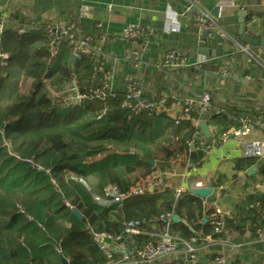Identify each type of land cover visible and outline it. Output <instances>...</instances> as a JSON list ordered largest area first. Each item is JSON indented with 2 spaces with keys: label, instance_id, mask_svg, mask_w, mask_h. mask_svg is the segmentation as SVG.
<instances>
[{
  "label": "crops",
  "instance_id": "0c3cea01",
  "mask_svg": "<svg viewBox=\"0 0 264 264\" xmlns=\"http://www.w3.org/2000/svg\"><path fill=\"white\" fill-rule=\"evenodd\" d=\"M228 1L0 0V21L7 26L14 12L22 15L26 22L55 23L63 17L76 21L82 33L94 41L98 56L105 61L107 74H100L98 81L106 79L114 90L127 89V83L135 80L145 97L162 94L163 97L175 98L174 101L192 97L194 105H197V95L209 93L210 105L199 111L200 117H197L198 122L206 121L209 133L205 136L200 129L201 135L209 141L201 164L187 173L182 164L174 162V155L169 159L159 148L163 144L170 146L177 130L174 123L177 108L173 101L170 107L165 108L167 115L156 119L150 129L151 134L157 137L155 142L146 146L148 155L151 156L156 149L162 155L159 159L158 155L156 159L151 158L154 162L150 164V170L135 182L153 177L155 186L151 192L155 189L162 193L161 200H165L177 197L180 189L188 191L186 188L193 186L197 179L202 180L203 185L212 188L205 198L207 208H219L227 220L222 234L227 245L211 247L210 252L223 251L230 264H251L264 256V236L256 235V229L264 226V202L256 198L264 197L255 195L257 192L264 195V174L258 168L264 159L256 158L248 167L237 170L235 165L243 155L236 148L235 140L217 144V134L224 126L218 125L210 117V112L225 106L226 111L229 107H236L235 117H229L232 120L230 125L236 123L241 115L251 117L254 123L261 120L256 112L261 111L260 107L264 105V70L256 73L258 48L239 39L237 12L240 9L247 11L244 20L246 33L264 36V0H231L232 4ZM189 4L190 10L184 12ZM202 14L214 21L212 29H201L195 24V17ZM129 23H138L143 28L137 41L122 36L123 26ZM168 49L185 54L190 65L159 69L156 64ZM141 51L144 52L140 55ZM223 65L228 66V73L218 72ZM234 76L246 81L235 80ZM167 78L169 82H165ZM163 81L165 89L159 91ZM252 109L255 112L250 113ZM253 128L245 138L264 143V130L256 124ZM175 145L172 143V147ZM221 155L225 157L222 160ZM122 178V182L129 183L128 187L135 183L134 177L129 180L123 174ZM86 179L93 185L94 176H86ZM100 186L94 185L93 196L100 195ZM256 202L258 206L248 208L249 204ZM228 221H231L230 226L226 225ZM28 232L25 227L24 235L29 241L34 240Z\"/></svg>",
  "mask_w": 264,
  "mask_h": 264
},
{
  "label": "trees",
  "instance_id": "16d2710c",
  "mask_svg": "<svg viewBox=\"0 0 264 264\" xmlns=\"http://www.w3.org/2000/svg\"><path fill=\"white\" fill-rule=\"evenodd\" d=\"M12 19L16 22L13 23ZM9 22L7 26L3 25V31L0 34V54L7 55L5 58L0 56V191L14 193L27 190L30 193L39 183L48 182L50 177V183L54 185L52 179L57 180L52 176L53 173L59 178H63L69 173L86 177L92 175L94 171L97 172L98 177L100 176L101 181L105 179L107 184L116 185L120 191L127 190L129 183L122 182V176L125 171L133 172L135 170L133 167L121 166L123 168L120 172L117 168L118 164L114 163V166H102L95 169L96 162H101L104 158L109 157V153H120L119 148L121 147L128 149L127 154L134 155V147L144 150L149 143L153 144L157 137L151 134L150 129L156 119L167 115L166 109L158 114L150 110H143L136 115L129 116V112L121 107L126 89L114 90L113 95H109L105 100H88L76 106L64 105L57 97V93L68 86L72 73L78 75L81 89L86 86H97L103 81H98L100 74L104 76L107 72L106 64L104 63L102 72L94 69L93 58L98 61L102 59L95 51L92 54L72 59L70 63L67 56L63 54L46 68L43 61L47 42L43 35L44 32L27 30L18 33L19 27L26 20L17 12L12 14ZM91 45L95 48L94 41H91ZM91 55L93 56L91 57ZM25 80H32L34 83L31 91L27 94L21 90V83ZM168 80L167 78L165 82H169ZM165 82H161L160 86L162 87L159 88V91L165 89ZM145 98L155 103L163 99L165 108L170 107L175 99L163 97L162 94H149ZM104 108L107 109L106 114L100 119H95L93 115ZM199 108L198 104L194 105L191 110L192 117H200ZM226 108L225 106L223 113H215L214 109L210 112V117L218 125L224 126L223 129L230 125L232 120L229 117H235L237 112L236 107H229L227 111ZM260 109L262 110L257 111L256 116L264 119V105ZM251 112H255L254 109L250 110ZM176 125L177 130L171 140L176 145L172 147V143H170V146L165 144L159 146L163 155L169 159L184 150L185 140L192 136L194 130H200L190 120H183ZM89 140L100 142L94 147H87L85 142ZM106 145H111L119 151L108 152L103 157L94 159L98 154H103ZM46 147L47 151L53 153V163L44 166L45 168L42 170L32 167L22 159L34 157L41 159L46 152ZM10 152L19 155L21 159H17ZM193 158L201 160V152L193 155ZM255 160L256 157L239 158L235 168L243 170ZM146 165L149 169L142 175H146L150 170V163L147 159L145 160ZM258 168L264 174V163ZM46 169H50V172L47 173ZM41 172L46 175L43 173L44 175L40 176ZM68 189L69 192L73 190L75 193L74 198L77 201L75 210L80 214L78 216L74 210L68 208L71 217L70 214L66 216L70 226L66 230L62 242L68 264L104 262L106 255L95 244L93 232L105 230L119 234L122 232V221L129 218L155 217L160 211L174 209L182 219L173 223L172 229L175 232L183 236L189 235L192 231L189 230L188 224L193 225L194 229L192 230H201L203 234L210 231L211 223L208 220L203 222V215L205 214L208 218L213 210L204 211L202 199L189 191L180 193L178 197L171 196L161 200L162 193L154 189V191H146L142 195L130 196L124 199L120 205L118 203L107 206L99 204L105 209L94 210L85 204L76 187L68 185ZM256 199L264 202L263 198ZM49 202L46 200L47 205ZM62 206L65 207V205ZM82 207L83 211H81ZM15 210L16 213L7 223V227L17 215L28 214L32 220L28 219L27 221L31 222L35 217L42 218L48 213H53L50 207L43 210L37 208L35 204L28 206V209L23 207L24 213L19 212L16 205ZM72 217L73 219H70ZM228 224L230 226L231 221L226 223L227 226ZM143 238H145L144 235L139 236L136 240ZM38 246L39 248L43 247L42 244ZM44 256L45 252L41 249L39 255L35 253L31 259L37 260L38 264H41ZM58 261L62 264L60 258Z\"/></svg>",
  "mask_w": 264,
  "mask_h": 264
},
{
  "label": "built area",
  "instance_id": "2783aa9c",
  "mask_svg": "<svg viewBox=\"0 0 264 264\" xmlns=\"http://www.w3.org/2000/svg\"><path fill=\"white\" fill-rule=\"evenodd\" d=\"M228 3L232 4L229 0ZM191 4L187 5L184 12L190 10ZM13 23L16 20L12 19ZM195 24L201 29H212L214 27V21L209 19L207 15H198L195 17ZM4 21H0V34L3 31ZM27 30L42 31L47 39L46 42V54L43 57L46 68L53 64L61 55L66 54L68 61L78 58L81 55H89L96 50L91 45V38L89 35L82 33L79 29L76 21L71 18H61L55 23L41 24L39 22H25L19 29L18 33L26 32ZM143 32V28L138 23H129L123 26L122 36L130 41H137ZM142 52V51H141ZM140 55L143 54V52ZM140 55L138 63L140 62ZM2 57H7L6 54H0ZM93 55H91L92 57ZM94 69L102 72L104 67V59L97 60L93 58ZM190 64L185 54L177 51L176 49H168L165 51L161 60L156 64L159 69H172L180 67H188ZM219 73H228V66L223 65L218 70ZM107 74V72H106ZM68 92L66 96L62 98L64 105L76 106L84 103L88 100H105L109 95H113L114 89L111 84L103 80L100 85L86 86L83 89L80 88L79 78L76 73H72L68 84ZM198 98L197 104L200 107V111H203L210 105L211 96L209 93H201L196 96ZM69 100H72L71 102ZM195 100L192 97L179 98L174 101V107L177 108V115L174 118V123L179 124L183 120H190L194 126L198 127V120L191 116V110L194 107ZM121 107L129 112V116L136 115L143 110H150L158 114L160 111H164V100H160L155 103L151 100H147L142 95L141 88L137 85L135 80H131L127 83L126 92L122 98ZM106 108L97 112L93 117L100 119L106 114ZM215 113L225 112L224 107L214 109ZM236 123L229 125L228 127L219 130L216 138L217 144L219 142H226L229 140H235L236 148L241 151L243 157H256L264 159V143L256 139H247V135L254 128V124L261 130H264V120H259L254 123L249 116L241 115L235 120ZM6 144V143H5ZM209 148V141L201 135L200 130H194L191 137L187 138L184 143V150L175 154L173 157L176 164H182L185 171L188 173L194 168H197L201 164V160L194 159L193 155L199 151L201 154L205 153ZM111 145H106L105 151L102 155H106L108 152H118ZM17 159L21 157L17 154H13ZM224 156H220V159H224ZM27 161L32 167L42 170L43 167L35 163L31 158H22ZM49 173L50 169H46ZM73 180L80 182L82 179L72 175ZM52 183L56 186L57 183L52 179ZM202 180L194 181L193 186L190 188L208 187L202 184ZM155 186L153 177H145L142 181L135 182L128 187L125 191H120L114 184H106L102 191L103 196L96 195L93 199L102 205H110L112 203H118L130 196L142 195L148 188ZM259 186V184H256ZM185 191V190H184ZM182 189L179 190L178 196L182 193ZM177 196V197H178ZM68 207L73 208L69 202L65 203ZM207 201L202 198V205L206 211L208 208ZM215 204V202H212ZM259 203H251L248 208L258 206ZM17 210L24 213L23 207L17 204ZM177 215L174 209L160 211L155 217H134L122 221V232L119 234L110 231H94L93 240L99 249L106 255L104 262L96 264H230L228 257L221 250L210 252L211 247H219V245L226 244V240L222 237L225 230V214L221 213L219 208H215L210 214V231L203 234L201 230H192L193 225L188 224L189 230L192 231L187 236L175 232L172 229V225L175 222L173 216ZM29 220L32 217L28 216ZM179 220H182L179 217ZM185 222V220H183ZM38 226H41L38 224ZM42 227V226H41ZM43 228V227H42ZM144 235L145 238L136 240L139 236ZM256 235L258 237L264 236V226L256 229ZM57 251L60 250L59 245L55 247ZM125 250L121 253L120 250ZM208 252V253H207ZM208 254V255H207ZM251 264H264V256L260 259L253 261Z\"/></svg>",
  "mask_w": 264,
  "mask_h": 264
},
{
  "label": "rangeland",
  "instance_id": "374dc122",
  "mask_svg": "<svg viewBox=\"0 0 264 264\" xmlns=\"http://www.w3.org/2000/svg\"><path fill=\"white\" fill-rule=\"evenodd\" d=\"M33 85V81L25 80L21 83L22 92L26 94L29 93ZM67 93L69 94L68 86L57 93V97H59L60 101L63 104L65 103L62 98L66 96ZM69 101L71 102L72 100ZM99 142L100 141L98 140H89L85 142V145L87 147H94L98 145ZM119 149L120 153H109V157L104 158L101 162H96L97 164L95 165V169H98L102 166H114L115 164H118L117 168L120 172H122L123 167L130 166L135 170L130 173L125 171L123 174L129 180L131 178L133 180L134 177L135 182L140 177H142L143 173H145L149 169L147 165L145 166V160L151 158L156 159V155H158L159 159L162 155L161 152H158V149H156V151H152L151 156L148 155L146 149L142 150L139 147H134V155L127 154L128 149H123L122 147ZM153 149L154 148L151 147V150ZM45 151L46 152L42 155L41 159L35 157L32 158L35 163L39 164L43 168L53 163V153L47 151V147ZM101 157L102 155L98 154L94 159H99ZM151 161L154 162L153 159H151ZM43 173L44 172H41V174L39 175H44L45 173ZM72 175L82 179V181L84 182L73 180ZM52 176L57 180V186H54L50 183V177L48 178V182L39 183L33 191H30V193L27 190H21V192L16 191L14 193L0 191V194L2 196L0 198V264H38L37 260L31 259L30 261L29 259L32 258V256H35V253L39 255V251L41 249L45 252V256L43 257V262L41 264H60L58 261L60 256H64L66 258L62 248V242L65 237V232L70 226V222L66 215L70 214L71 217V212L68 209L70 207H68L65 203L69 202L70 205L73 206V208H70L72 210H75V205H77V201L74 198L75 193L73 192V190L72 192H69L68 185L77 188L79 196L83 199L88 207H91L94 210L105 209L93 199L92 195L94 192V185L96 184L97 186L101 185L99 188V192L100 196H103L102 189L107 182L105 179L104 181H101V178L100 176L98 177L96 171L92 173V176H94V180H92L93 185L89 183L87 179L85 181L86 177L71 173L65 175V177L63 178H59V176H57L55 173H53ZM30 179L32 180V178ZM68 180L69 182H66ZM30 194H33V196H30ZM46 200L50 201L49 205L46 204ZM17 204L20 206L23 205L22 207H25V209H28V206L32 204H35L37 208L43 210H46V207H50L53 213H48L42 218L35 217L31 222L27 221L29 216L28 214L24 216L17 215L15 216V220L10 222L8 225L14 231L12 232V230L7 227V223L11 220L13 214L16 213L15 205L17 206ZM62 205H65V207ZM81 211H83V207ZM70 219H73V217ZM38 224H40L43 228L41 226H38ZM25 227L29 229L30 232H28V235L30 237L33 236L34 240L29 241L27 239L28 237L24 235ZM41 244L43 245V247L40 246L39 248L38 245ZM58 245L60 247L59 251L55 249V247Z\"/></svg>",
  "mask_w": 264,
  "mask_h": 264
},
{
  "label": "water",
  "instance_id": "95a60500",
  "mask_svg": "<svg viewBox=\"0 0 264 264\" xmlns=\"http://www.w3.org/2000/svg\"><path fill=\"white\" fill-rule=\"evenodd\" d=\"M247 14V11L245 9H240L237 12V16H238V22H239V28H238V35H239V39L242 42L245 43H249V44H253L258 48V53L256 55V73H258L260 71V69L264 70V36H251L248 33L245 32L244 30V20H245V16ZM255 22V20H253V23ZM73 59H75V56L73 57ZM235 80H240V81H246L245 78L241 79L238 77H233ZM198 126L200 127V129L202 130V133L205 136H208V130H207V123L205 120H200L198 122ZM153 161H149L150 164H152ZM152 188H148V191L151 192ZM212 191V188L210 186L208 187H199V188H190L189 192L197 195L201 198H206L208 195H210ZM255 195L257 197H264L262 192H257L255 193ZM78 216H80V214L78 213L77 210H74ZM173 220L175 222L179 221V216L178 215H174L173 216ZM207 221V217L204 215L203 217V222ZM121 253H124L125 250L121 249L120 250ZM60 261L62 264H68L67 259L64 256H60Z\"/></svg>",
  "mask_w": 264,
  "mask_h": 264
}]
</instances>
